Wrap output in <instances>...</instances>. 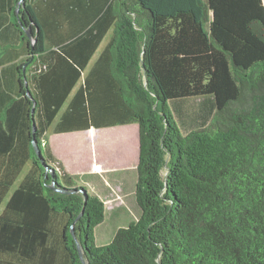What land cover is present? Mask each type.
Masks as SVG:
<instances>
[{
  "label": "trees",
  "instance_id": "1",
  "mask_svg": "<svg viewBox=\"0 0 264 264\" xmlns=\"http://www.w3.org/2000/svg\"><path fill=\"white\" fill-rule=\"evenodd\" d=\"M66 6L59 0L57 12L69 34L55 13L29 0L19 9L31 35L22 34L29 57L21 68L37 59V70L20 74L18 96L0 114V155L12 154L0 161V206L31 168L0 214V264H85L79 244L87 264H264V1L91 0L83 18ZM86 19L95 21L85 36L51 49ZM110 28L55 128L138 125L141 215L99 246L106 205L71 192L84 186L47 151L46 133ZM68 49L76 66L60 86L51 63ZM207 97L210 124L184 134L172 103Z\"/></svg>",
  "mask_w": 264,
  "mask_h": 264
},
{
  "label": "rangeland",
  "instance_id": "2",
  "mask_svg": "<svg viewBox=\"0 0 264 264\" xmlns=\"http://www.w3.org/2000/svg\"><path fill=\"white\" fill-rule=\"evenodd\" d=\"M96 59L97 55L93 61ZM172 107L184 134L207 127L215 113L211 97L175 101ZM58 120L50 128L46 142L52 145L74 180L105 203L106 217L96 228L95 236L97 245H106L119 228L137 221L141 215L136 201L138 125L92 129L86 135L62 138L54 137V127ZM27 171L21 174L13 189L19 185Z\"/></svg>",
  "mask_w": 264,
  "mask_h": 264
},
{
  "label": "crops",
  "instance_id": "3",
  "mask_svg": "<svg viewBox=\"0 0 264 264\" xmlns=\"http://www.w3.org/2000/svg\"><path fill=\"white\" fill-rule=\"evenodd\" d=\"M58 1L59 0H29V2L35 7L36 10L38 7V9L40 8V10H44L49 13L51 12L55 13L54 15L52 14L51 15L56 17L57 19L58 17L63 18L64 20H62L60 24L61 30L63 33L69 34L71 28V22L70 20H68L67 17H65V14L61 15L60 13L57 12ZM61 1L67 3L66 7L69 8L68 11H73V13H75L78 16V18L79 17L83 18L84 16H86L85 14H87L90 10L91 0H80V4L74 2V0H61ZM21 7L22 5L20 4V1L18 2L17 0H0V114L3 112L5 106L10 101V99L16 98L18 96V89H19L18 83H19L20 74L27 75L29 76L30 79H32L31 71L33 70V66L35 65V63H37V59H35L34 62L30 64V66L28 67L27 72H26V67L21 68L24 64H26L29 57L27 52V44L24 39V36L22 35L24 34V32L27 33L28 30L26 27L22 25L21 22V15L19 11ZM63 10H64L63 8L60 9L61 12H63ZM94 21L95 20L92 21V19H88L87 22L86 19L85 22H83V24L80 26L79 31H77V35L66 36L65 39L55 44L50 43L52 45L51 49L57 50L62 46H65L67 49V45L69 43L71 44L74 39H76L80 35L82 36L86 35V33L90 28V25ZM112 30L113 29L110 28L109 30H107V32H105V34H103L102 38L100 37L96 38L95 41H97L98 44L96 46L94 53L90 57V60L86 68H84L82 79L69 92L66 98V102L63 104V107L61 108L59 114L57 115V117L55 118L49 129L47 130L46 139H48V132L50 128L53 126L57 118H59L58 122L60 121L63 112L67 109L75 92L82 84L84 78L89 73V71L94 66V64L98 61L104 49L110 42V39L112 37ZM71 53L72 50L68 49L66 50L65 54L64 52H58L55 54V58L52 60L51 63L52 69L50 70V74H49L51 82L55 84L59 83L60 86H62L63 83L64 84L67 83L68 76L71 70L74 68V66H76V64L73 62L72 59L73 56ZM96 55H97V59L93 61ZM88 56L89 53L87 52L85 57L88 58ZM32 88H34V90H36L37 93V85L32 84ZM58 122H56V125L58 124ZM56 125L54 127V133H55L54 137L61 136L62 138L68 136L70 137L72 135H86L88 131L95 129V128H91L90 130H85V131L56 133L55 132ZM108 128H112V127H108ZM103 129H107V128H103ZM95 130H100V129H95ZM93 133H95V131H93ZM47 151L51 152L54 158L59 160L55 150L52 148V145L50 143H47ZM11 155L9 151L6 152L5 154L0 155L1 163L8 162V160H10ZM60 162L62 163L65 171L69 173L70 171L65 166L64 162L63 161ZM28 166L29 163L26 165V167L21 173H23L26 169H28L29 171L31 168V164L29 168ZM6 170H7L6 164H2V168L0 170L1 175L4 174ZM69 174L72 176L71 173ZM14 190L15 188L14 189L12 188V190L5 196L0 206V214Z\"/></svg>",
  "mask_w": 264,
  "mask_h": 264
},
{
  "label": "water",
  "instance_id": "4",
  "mask_svg": "<svg viewBox=\"0 0 264 264\" xmlns=\"http://www.w3.org/2000/svg\"><path fill=\"white\" fill-rule=\"evenodd\" d=\"M24 1L25 0H20V4L22 5V4H24ZM27 33H28V35L29 36H31L30 34H29V31H27ZM26 85H27V83H26ZM28 97L31 99V100H33V97H32V95L28 92ZM33 126H34V130H33V133H35V124H33ZM33 145H34V148H35V150H36V152H37V154L39 155V157L41 158V163L43 164V166L44 167H47L46 165V161H45V158L43 157V154H42V150H41V148H40V146H39V144H38V141L36 140V138H35V136H33ZM52 173V172H51ZM52 188H54L53 186H52ZM64 192H68L67 190H64ZM72 193H78V192H80L83 196H84V199H85V202L87 201V199H88V197L90 196V193H89V191L85 188V187H80L78 190H73V191H71ZM79 246V250H80V254H81V259H82V261H83V263H85V264H87V262H86V260H85V258H84V254H83V251H82V249H81V246H80V244L78 245Z\"/></svg>",
  "mask_w": 264,
  "mask_h": 264
},
{
  "label": "built area",
  "instance_id": "5",
  "mask_svg": "<svg viewBox=\"0 0 264 264\" xmlns=\"http://www.w3.org/2000/svg\"><path fill=\"white\" fill-rule=\"evenodd\" d=\"M35 69L37 70V66H36V65L33 66V70H34V71H35Z\"/></svg>",
  "mask_w": 264,
  "mask_h": 264
}]
</instances>
